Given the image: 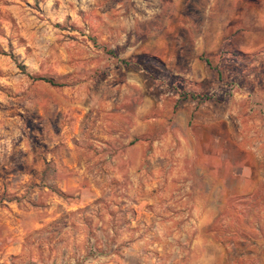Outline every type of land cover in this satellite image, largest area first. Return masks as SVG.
I'll return each mask as SVG.
<instances>
[{"label": "rangeland", "instance_id": "obj_1", "mask_svg": "<svg viewBox=\"0 0 264 264\" xmlns=\"http://www.w3.org/2000/svg\"><path fill=\"white\" fill-rule=\"evenodd\" d=\"M201 233L264 264V0H0V264H199Z\"/></svg>", "mask_w": 264, "mask_h": 264}, {"label": "crops", "instance_id": "obj_2", "mask_svg": "<svg viewBox=\"0 0 264 264\" xmlns=\"http://www.w3.org/2000/svg\"><path fill=\"white\" fill-rule=\"evenodd\" d=\"M216 183H221L222 186H217L214 189L215 192L212 193L213 196L210 194V197L207 199V205L201 206L200 210L197 212L203 216V219L197 226L202 232H204L208 226L213 223V220L223 211V202L221 203L219 199H223L222 194H224V192L229 195L235 190L236 194L240 195L246 191L245 180H241V178L237 180L230 179L226 182L220 180L219 183ZM192 249L193 257L195 256L198 258L200 261L199 264H226L224 248L212 235L201 233L193 242Z\"/></svg>", "mask_w": 264, "mask_h": 264}, {"label": "trees", "instance_id": "obj_3", "mask_svg": "<svg viewBox=\"0 0 264 264\" xmlns=\"http://www.w3.org/2000/svg\"><path fill=\"white\" fill-rule=\"evenodd\" d=\"M13 58H14V56H12ZM216 57L217 56H212V57H208V56H205V55H203L201 58H200V60L201 61H204L209 67H210V69H212V70H216V71H218V73H219V75H221V72H220V70L217 68V66H218V64H216V66H215V59H216ZM122 63L124 64V65H126V66H130V65H133V64H136V62H135V60H122ZM219 63V62H218ZM19 68L21 69V71L23 72V73H25L26 74V67L24 66V65H21L20 64V66H19ZM30 77H31V79H33L34 81H41V82H45V83H48V84H50L51 86H53V87H61L62 85L59 83V82H57V81H55L54 79H52V78H47V77H41V76H37V77H35V76H31V75H29ZM186 83L185 82H180V85H185ZM178 91H179V88L177 87L176 88ZM184 92H181V94H183ZM185 94V93H184ZM192 98L193 99H207V100H211L212 98L211 97H208V96H200V95H195V94H192Z\"/></svg>", "mask_w": 264, "mask_h": 264}]
</instances>
